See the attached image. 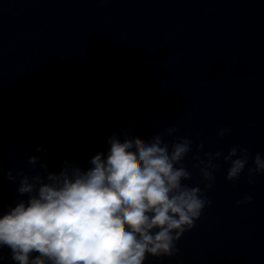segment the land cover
Segmentation results:
<instances>
[{
	"label": "clouds",
	"instance_id": "1",
	"mask_svg": "<svg viewBox=\"0 0 264 264\" xmlns=\"http://www.w3.org/2000/svg\"><path fill=\"white\" fill-rule=\"evenodd\" d=\"M228 129H221L223 137ZM171 136L174 127L166 129ZM113 134L107 153L98 152L83 169L65 161L59 172L36 171L39 157L28 158L33 175L23 169L12 175L19 180L18 192L27 196L0 216V247L11 250L17 264H145L154 258L175 256L177 241L195 227L210 204L206 189L211 188L223 158L230 166L226 179L236 182L245 171L250 153L232 147L227 155L206 153L198 159L199 174L205 182L184 183L192 179L183 161L192 151L188 138L173 139L164 133L151 140ZM203 144L197 145L203 149ZM46 151L40 146L37 151ZM253 167L247 169L249 183L264 173V159L257 153ZM245 196L242 202H251ZM241 203V201H238Z\"/></svg>",
	"mask_w": 264,
	"mask_h": 264
}]
</instances>
